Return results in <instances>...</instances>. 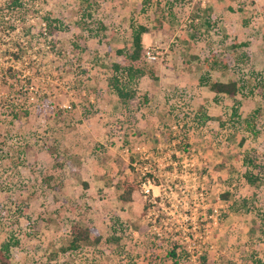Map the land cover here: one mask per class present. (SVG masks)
<instances>
[{
    "label": "rangeland",
    "instance_id": "rangeland-1",
    "mask_svg": "<svg viewBox=\"0 0 264 264\" xmlns=\"http://www.w3.org/2000/svg\"><path fill=\"white\" fill-rule=\"evenodd\" d=\"M6 1L5 264H264V0ZM137 25L143 73L129 78ZM73 223L99 242L67 248Z\"/></svg>",
    "mask_w": 264,
    "mask_h": 264
},
{
    "label": "trees",
    "instance_id": "trees-1",
    "mask_svg": "<svg viewBox=\"0 0 264 264\" xmlns=\"http://www.w3.org/2000/svg\"><path fill=\"white\" fill-rule=\"evenodd\" d=\"M4 7L6 10H14L17 6H19L18 0H7L4 4ZM6 17H0V25L1 31H8L12 30V26L5 23ZM51 21L47 22V31L50 32L49 28L51 27ZM146 32V27L143 25H137L132 33H131V45L132 50L131 52L125 57V73L130 78L132 76L140 75L143 73L142 69L138 66L140 55L142 52V45L140 42V34ZM16 53H13V56H15L16 59L20 58V53L15 51ZM5 77V76H4ZM7 77H5L6 79ZM264 83V81H263ZM201 84L206 85L214 94H225L228 96H233L237 90H238V82L237 80H230L226 82H221L217 80L212 79H204ZM111 87L113 91L115 92L116 96L120 98L121 100H125L126 98L131 97V94L127 92L121 85L116 82V79L113 78V83L111 84ZM136 188V185L130 182L124 183L123 190L120 195V197L124 200H129L130 194L132 190ZM225 195V194H224ZM221 195V196H224ZM157 198V197H154ZM100 240V236L94 232L88 227L81 226L77 223L71 224L69 227V241L67 244V248L74 249L78 247L81 244H96ZM9 247L10 244L6 241L1 242L0 244V264H5V259L7 258L9 254ZM169 256L174 257V250L169 251ZM206 264V263H203Z\"/></svg>",
    "mask_w": 264,
    "mask_h": 264
},
{
    "label": "built area",
    "instance_id": "built-area-1",
    "mask_svg": "<svg viewBox=\"0 0 264 264\" xmlns=\"http://www.w3.org/2000/svg\"><path fill=\"white\" fill-rule=\"evenodd\" d=\"M142 56L146 61H151L155 59V54L152 47H145Z\"/></svg>",
    "mask_w": 264,
    "mask_h": 264
}]
</instances>
